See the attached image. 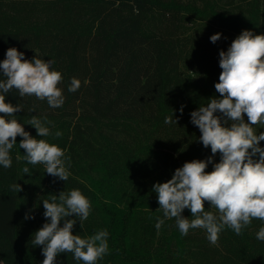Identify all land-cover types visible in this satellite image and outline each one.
Here are the masks:
<instances>
[{
  "label": "trees",
  "instance_id": "obj_1",
  "mask_svg": "<svg viewBox=\"0 0 264 264\" xmlns=\"http://www.w3.org/2000/svg\"><path fill=\"white\" fill-rule=\"evenodd\" d=\"M189 19L215 24L221 38L213 43L211 36L188 34ZM244 30L264 34V0H0V62L10 47L26 59L54 60L65 96L63 106L51 108L11 90L6 102L23 106L15 118L34 137L37 130L25 122L33 115L51 122L52 135L37 138L61 147L70 171L63 181L47 175L43 164H27L17 137L12 166L0 165V260L42 264L43 246L32 240L47 222L43 200L79 189L91 209L82 228L76 217L74 234H109V252L97 264H264L259 219L241 235L226 226L215 245L204 229L181 235L175 218L155 227L163 211L153 186L185 162L212 155L190 113L219 96V52ZM73 77L81 87L69 92ZM0 79H6L2 69ZM170 115L173 123L166 124ZM56 131L62 136L54 138ZM212 170L209 164L206 171ZM29 212L34 218L26 220ZM182 214L193 218L189 209ZM56 264L83 262L61 253Z\"/></svg>",
  "mask_w": 264,
  "mask_h": 264
},
{
  "label": "clouds",
  "instance_id": "obj_2",
  "mask_svg": "<svg viewBox=\"0 0 264 264\" xmlns=\"http://www.w3.org/2000/svg\"><path fill=\"white\" fill-rule=\"evenodd\" d=\"M221 33L210 37L215 43ZM219 65L222 72L215 90L219 96L210 98L206 106H200L190 113L191 123L197 126L201 135L199 141L205 148H211L207 159H193L178 167L172 178L157 182L152 191L157 193L159 209L163 218H158L155 227L159 230L165 219L175 218L176 225L183 236L190 229H204L211 244L218 243L221 231L227 226L237 235L252 223L253 219L264 221V34H254L244 30L231 43L227 51L219 52ZM54 60H45L37 55L26 59L25 53L10 47L6 58L0 62L3 77L0 79V165L12 166L10 151L22 139L19 148L24 150L23 159L27 164H43L46 174L67 181L70 171L65 152L55 143L37 137L52 135L51 122L33 115L27 124L37 130V137L25 130L14 115L21 104L6 102V94L11 90L20 97L35 96L47 101L51 108H59L65 102L62 73L51 66ZM81 80L73 77L69 92H76ZM35 111V106H33ZM184 106L180 108L183 114ZM247 116V121L245 120ZM179 117L175 118L178 123ZM165 123H173V116H167ZM62 136L56 131L54 138ZM219 154V162L215 156ZM19 161L21 157L17 155ZM213 164L212 171H206ZM24 173H30L25 166ZM10 189L21 192L20 184L10 185ZM206 202L211 207H206ZM46 221L34 234V246H43L42 264H56L61 253H72L74 259L83 264H97L108 252V231L101 230L93 235L82 237L74 234L73 229L79 217L81 228L88 219L91 209L90 200L79 189L64 192L59 197L53 195L51 202L43 200ZM189 209L191 217L182 213ZM209 209H215L213 212ZM75 216L74 219L69 217ZM26 220L34 218L26 213ZM63 221V226H61ZM256 238L264 241V227Z\"/></svg>",
  "mask_w": 264,
  "mask_h": 264
},
{
  "label": "rangeland",
  "instance_id": "obj_3",
  "mask_svg": "<svg viewBox=\"0 0 264 264\" xmlns=\"http://www.w3.org/2000/svg\"><path fill=\"white\" fill-rule=\"evenodd\" d=\"M187 32L188 34H194L196 36H212L219 33L215 24L203 20V19H189L187 20ZM0 264H4L0 260Z\"/></svg>",
  "mask_w": 264,
  "mask_h": 264
}]
</instances>
